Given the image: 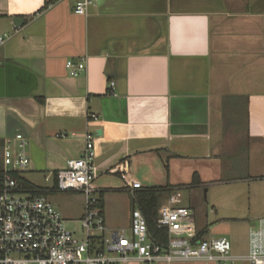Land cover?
<instances>
[{
	"label": "crops",
	"instance_id": "crops-1",
	"mask_svg": "<svg viewBox=\"0 0 264 264\" xmlns=\"http://www.w3.org/2000/svg\"><path fill=\"white\" fill-rule=\"evenodd\" d=\"M0 36V141L27 137L23 177L48 198L58 193L57 172L83 155L87 131L96 178H110L98 187L110 228L130 223L131 211L107 202L127 193V182L189 190L197 200L243 161L244 179L264 183V0H96L87 15L71 0H0ZM68 62L85 70L74 77ZM38 173L52 186L30 178ZM183 198L207 237V215L200 221ZM263 218L260 185L244 211L219 218L246 226L243 244L212 237L243 256Z\"/></svg>",
	"mask_w": 264,
	"mask_h": 264
},
{
	"label": "built area",
	"instance_id": "built-area-1",
	"mask_svg": "<svg viewBox=\"0 0 264 264\" xmlns=\"http://www.w3.org/2000/svg\"><path fill=\"white\" fill-rule=\"evenodd\" d=\"M71 1L78 15H87L96 2ZM6 41V37L0 36V47ZM67 68L77 77L85 70V63L68 62ZM110 90L115 95L114 82L110 83ZM92 118L97 120L96 116ZM84 140L83 155L69 160L67 167L56 174L58 192L83 195L81 236L67 228L62 213L46 195L33 193L18 180L17 176L27 173L31 164L27 137L18 133L2 140L0 264H232L236 260L264 264V218L249 233L247 254L233 256L227 238H207L198 233L195 211L182 204L181 188L175 189L159 209L157 227L165 230V243L151 237L138 207L132 209L127 227L110 228L100 206L101 190L94 184V134L87 131ZM136 188L130 182L124 185L130 193Z\"/></svg>",
	"mask_w": 264,
	"mask_h": 264
},
{
	"label": "rangeland",
	"instance_id": "rangeland-1",
	"mask_svg": "<svg viewBox=\"0 0 264 264\" xmlns=\"http://www.w3.org/2000/svg\"><path fill=\"white\" fill-rule=\"evenodd\" d=\"M1 162L2 151L0 149V164ZM247 172L246 163L243 161L237 162L234 168L225 173L218 183L201 187L198 191L197 200L192 198L189 190H181L183 199L187 203L192 200L194 201L192 205L197 210L200 221L203 222L205 215H207V238H211L212 236H227L233 246L239 247L243 244L244 236H247L246 226H241L227 220L223 221L219 218L224 215L244 211L252 190L260 187V185H264L260 181L244 179L247 176ZM30 178L43 187L52 186V182H45V177L41 173L31 175ZM107 179H110L108 175L99 176L95 179L94 184L97 187H103V182L107 181ZM49 199L62 213L65 220L67 219V228L75 232L77 236H81L82 225L80 217L83 213L81 205L82 200H84L83 195L77 192H58L51 194ZM107 202L111 208L114 207V212L117 211V213L124 212L125 210L132 211L134 208L131 193L128 192L113 193L110 198L107 197ZM123 221L124 226H126L128 220L125 219ZM117 222L119 223L120 220L117 219Z\"/></svg>",
	"mask_w": 264,
	"mask_h": 264
},
{
	"label": "trees",
	"instance_id": "trees-1",
	"mask_svg": "<svg viewBox=\"0 0 264 264\" xmlns=\"http://www.w3.org/2000/svg\"><path fill=\"white\" fill-rule=\"evenodd\" d=\"M0 148H2V142L0 141ZM18 180L23 186L36 194H44L47 196V191L40 187H37L23 176H17ZM172 190L169 187L159 188H141L136 189L131 193L133 207H138L148 225L149 233L151 237L156 241L165 243L167 241V235L165 230H161L157 227V219L159 216V209L163 203L171 196ZM100 206L103 209L104 206V194L102 191L99 193ZM203 236V233L200 234Z\"/></svg>",
	"mask_w": 264,
	"mask_h": 264
},
{
	"label": "water",
	"instance_id": "water-1",
	"mask_svg": "<svg viewBox=\"0 0 264 264\" xmlns=\"http://www.w3.org/2000/svg\"><path fill=\"white\" fill-rule=\"evenodd\" d=\"M22 22H23L22 18H15L14 19V23H15L16 26H19Z\"/></svg>",
	"mask_w": 264,
	"mask_h": 264
}]
</instances>
